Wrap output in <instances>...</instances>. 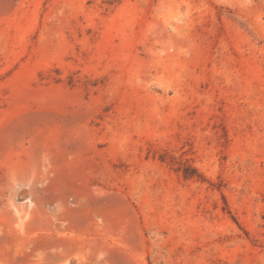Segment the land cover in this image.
Returning a JSON list of instances; mask_svg holds the SVG:
<instances>
[{
  "label": "rangeland",
  "instance_id": "obj_1",
  "mask_svg": "<svg viewBox=\"0 0 264 264\" xmlns=\"http://www.w3.org/2000/svg\"><path fill=\"white\" fill-rule=\"evenodd\" d=\"M0 264H264V0H0Z\"/></svg>",
  "mask_w": 264,
  "mask_h": 264
}]
</instances>
